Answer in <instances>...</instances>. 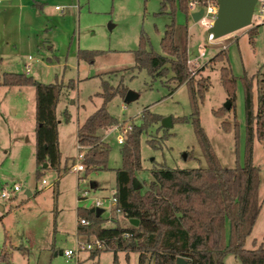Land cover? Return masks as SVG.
I'll list each match as a JSON object with an SVG mask.
<instances>
[{"label": "rangeland", "instance_id": "374dc122", "mask_svg": "<svg viewBox=\"0 0 264 264\" xmlns=\"http://www.w3.org/2000/svg\"><path fill=\"white\" fill-rule=\"evenodd\" d=\"M57 2L63 4L62 11L54 9L55 2L45 5L44 20L36 21L31 33L26 23H17L10 28L15 39L8 43L4 38L0 40V75L27 68L29 75L41 82L61 84L55 105L59 165L43 163L39 174L34 160V89L0 85V264H137L138 252L133 250H101L94 256L91 250H78L69 258L62 250H75L77 241L86 243L91 238L77 233V210L89 209L95 200L103 203L102 225H112L114 219L126 224L123 215L108 207L116 186L115 170L122 166V144L117 142V135L126 125L131 129L139 125L143 110L161 118L170 117V126L162 127L159 120L139 133L141 168L135 180L141 191L147 188L154 166L207 165L191 119L188 87L183 83L171 91L174 85L166 81L170 70L165 76L152 78L146 68L134 67L133 50L140 34L145 36L146 49L163 53L159 40L170 21V5L166 3L165 12H160V0H71L70 6L62 0ZM174 10L175 24L187 31V60L195 61L203 46L204 55L196 63L186 61L193 81L208 77L209 86L197 104L199 124L219 162L227 167L240 166L244 162L242 78H251L255 108L253 75L264 64V22L257 18L258 4L249 25L211 41L206 39L208 27L186 16L177 2ZM48 44H52L51 50ZM221 49L224 57L212 61ZM93 50L98 51L87 52ZM222 64L234 78V104L224 116L212 112L226 101L219 74ZM101 91L113 92L104 107L115 119L114 124L97 130L109 146L106 167L84 175L70 167L80 162L76 126L103 103V97L97 94ZM128 91L134 96L125 101ZM224 118L231 123L234 120L235 129L224 130ZM251 162L259 168L260 207L244 240L245 248L264 246V148L257 138L252 142ZM14 184L20 189L12 196L1 197V192L9 191ZM223 262L240 264L231 253L224 256Z\"/></svg>", "mask_w": 264, "mask_h": 264}, {"label": "trees", "instance_id": "16d2710c", "mask_svg": "<svg viewBox=\"0 0 264 264\" xmlns=\"http://www.w3.org/2000/svg\"><path fill=\"white\" fill-rule=\"evenodd\" d=\"M188 1L160 0V12H165L166 3L170 5V11L167 12L170 21L165 24L159 40L163 53L146 49L145 36L140 34L139 44L133 50L134 67L146 68L152 78L165 76L170 70L171 75L166 81L173 83L171 91L183 83L188 87L192 104L191 119L207 165L188 168L154 166L150 171L152 178L147 188L141 191L133 182L135 173L141 168L139 133L149 123L158 122L161 118L143 110L141 123L128 131L120 147L122 166L115 170L117 205L126 218V224H120L114 219V224L104 226L102 222L105 219L100 215H95L89 209H78L77 219L84 218L87 223H78L76 231L102 243L101 248L90 251L91 256L101 250H133L138 252L137 264H176L177 257L183 258L185 264H224V256L231 253L240 264H264L263 245L244 247V240L251 232L260 207L257 200L259 168L252 164L251 155L254 138L261 141L264 148V64L253 75L257 88L255 108L251 78H242L244 162L240 166H223L198 119L197 104L202 101L209 86L208 77L193 81L186 64L187 31L174 21L175 2L187 16ZM223 57L224 51L221 49L211 60ZM219 68L220 82L226 92L229 108L222 105L212 112L224 116L234 104V78L227 65L222 64ZM0 85L33 87L36 174H39V167L43 163L58 167L60 152L55 105L61 84L44 83L25 72L4 71L0 75ZM97 94L103 97V103L76 126V141L85 147L81 160L84 175L91 170L106 167L109 146L100 138L97 130L115 121L104 107L113 92L105 94L101 91ZM64 116L67 120L66 112ZM235 126L234 120L232 123L225 118L221 121L224 130L235 129ZM131 218L137 220L136 225L129 222Z\"/></svg>", "mask_w": 264, "mask_h": 264}, {"label": "built area", "instance_id": "2783aa9c", "mask_svg": "<svg viewBox=\"0 0 264 264\" xmlns=\"http://www.w3.org/2000/svg\"><path fill=\"white\" fill-rule=\"evenodd\" d=\"M257 4H258L257 18L264 22V0H256L255 5H257ZM255 5H254V8H255ZM188 8H189L190 12L196 11L199 8H202V16L200 17L198 22L201 25L209 27L212 25V23L216 17L217 2H216V0H189L188 1ZM55 9H59L62 11L61 6H55ZM190 12H189V14H190ZM206 39H207V41H211L213 39V36L210 32L207 33ZM199 50H200V53L197 57H195V61H191V60H187V61L192 62V63H196V60L199 57L204 55L203 46H200ZM116 129H117V127H116ZM129 130H131V125H126L125 127L120 128V131L118 130L119 134L117 135V142L119 144H122L125 141V139L127 138V133ZM84 148H83V150H84ZM81 149H82V146L81 145L78 146L79 152L77 154V158L80 159V162L77 161L71 166L72 170H74L76 172L82 171L84 169V166H83L82 161H81L82 156H83V150L80 151ZM41 183H45V179H41ZM19 189H20V186L17 184H14L9 191L3 190L1 192V197H6L8 195L12 196ZM102 205H103V203L101 200H95L94 206H92V207H101ZM108 207L110 210H112L116 214H121L120 209L117 205V197H116L115 190L113 192L112 197L108 201ZM77 223L85 224V223H87V221L84 218H79V219H77ZM102 246L103 245L99 240L95 239L94 237H91L87 240L86 243H82V242L77 241V246H76L75 250L63 249L62 254L65 257L69 258V257H72L73 255H75L78 250H94V249L101 248Z\"/></svg>", "mask_w": 264, "mask_h": 264}, {"label": "water", "instance_id": "95a60500", "mask_svg": "<svg viewBox=\"0 0 264 264\" xmlns=\"http://www.w3.org/2000/svg\"><path fill=\"white\" fill-rule=\"evenodd\" d=\"M216 2V17L212 25L208 27V32L212 34L213 38L220 37L251 23L256 0H216ZM189 16L193 21H198L202 16V8L190 12ZM133 96L134 95L128 91L125 96V101L130 100ZM223 106L229 108V101L226 100ZM160 125L162 127L170 126V117L161 118ZM133 182L137 184V187H140L135 178ZM26 193L27 195L30 194L28 191ZM89 211L95 215H100L103 210L100 207H90ZM129 222L133 225L137 224V220L133 218L129 219ZM176 264H185V262L183 258L177 257Z\"/></svg>", "mask_w": 264, "mask_h": 264}, {"label": "crops", "instance_id": "0c3cea01", "mask_svg": "<svg viewBox=\"0 0 264 264\" xmlns=\"http://www.w3.org/2000/svg\"><path fill=\"white\" fill-rule=\"evenodd\" d=\"M57 1L61 0H0V40L4 38L6 43L9 40H14L15 35H11L10 28L17 23L21 24L24 22L28 25L29 32L33 31L32 27L35 25V22L39 23L44 20L43 9L45 5L55 2L54 9L55 6L63 5L61 3L58 4ZM62 1L66 2L69 6L72 5L71 0ZM44 29L47 30L48 27L45 26ZM24 35L28 38L27 33H24ZM48 49H52V44H48ZM26 70L24 72L30 74L27 68Z\"/></svg>", "mask_w": 264, "mask_h": 264}]
</instances>
